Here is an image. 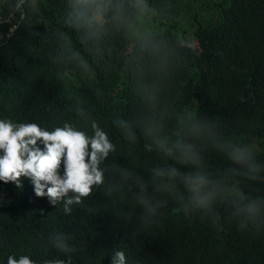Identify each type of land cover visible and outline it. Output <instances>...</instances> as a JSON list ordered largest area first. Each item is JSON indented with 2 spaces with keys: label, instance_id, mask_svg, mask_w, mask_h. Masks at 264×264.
Here are the masks:
<instances>
[{
  "label": "trees",
  "instance_id": "obj_1",
  "mask_svg": "<svg viewBox=\"0 0 264 264\" xmlns=\"http://www.w3.org/2000/svg\"><path fill=\"white\" fill-rule=\"evenodd\" d=\"M0 118L89 134L96 121L116 145L105 165L145 175L163 162L145 144L186 138L221 189L211 212L169 200L141 223L119 219L129 194L105 185L64 216L29 178L0 182V264L62 257L56 230L76 245L71 264H110L116 248L126 264H264V0H0ZM233 145L258 179L227 160ZM251 200L257 214L237 211Z\"/></svg>",
  "mask_w": 264,
  "mask_h": 264
},
{
  "label": "clouds",
  "instance_id": "obj_2",
  "mask_svg": "<svg viewBox=\"0 0 264 264\" xmlns=\"http://www.w3.org/2000/svg\"><path fill=\"white\" fill-rule=\"evenodd\" d=\"M91 129L89 134L65 121L49 130L36 122L0 118V182L21 187L22 178H29L37 197H47L51 205L62 201L64 216L73 212L71 205L101 185H105L107 194H129L131 210L117 211L120 220H131L135 215L141 223H150L169 200L180 204L189 214L212 211L221 189L205 156L191 140L164 142L163 137H156L152 144H145L146 151H155L163 161L153 164L145 175L119 165L111 169L105 165L116 145L96 121L91 122ZM127 138L134 140L135 133L129 131ZM225 156L245 166L249 178H259L260 166L247 146L233 145ZM106 173L110 174L107 184ZM237 211L254 215L260 211V204L256 200L239 203ZM46 239L51 248L63 255L44 259L40 264H71L72 254L77 251L71 237L56 230L49 232ZM126 261L124 249L113 250L110 264ZM6 264L38 262L29 255L13 253L7 256Z\"/></svg>",
  "mask_w": 264,
  "mask_h": 264
},
{
  "label": "bare ground",
  "instance_id": "obj_3",
  "mask_svg": "<svg viewBox=\"0 0 264 264\" xmlns=\"http://www.w3.org/2000/svg\"><path fill=\"white\" fill-rule=\"evenodd\" d=\"M27 183V182H26ZM30 189V188H29ZM29 189H27V190H29ZM26 190V189H25ZM6 193V192H5ZM4 195V194H3ZM12 195V194H11ZM30 196V195H29ZM15 197V196H14ZM27 197H28V195H27ZM1 198V197H0ZM5 202H6V200H5ZM28 205V204H27ZM30 206V205H29ZM19 207V206H18ZM43 209V208H42ZM2 222V221H1ZM19 224H20V222H19Z\"/></svg>",
  "mask_w": 264,
  "mask_h": 264
},
{
  "label": "rangeland",
  "instance_id": "obj_4",
  "mask_svg": "<svg viewBox=\"0 0 264 264\" xmlns=\"http://www.w3.org/2000/svg\"><path fill=\"white\" fill-rule=\"evenodd\" d=\"M187 38H190V39H192V36H190V35H187L186 39H187Z\"/></svg>",
  "mask_w": 264,
  "mask_h": 264
}]
</instances>
